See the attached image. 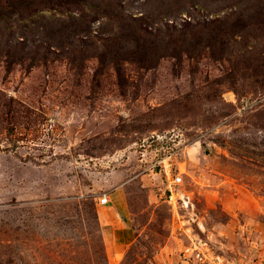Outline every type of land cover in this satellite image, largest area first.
Wrapping results in <instances>:
<instances>
[{
	"label": "rangeland",
	"instance_id": "obj_1",
	"mask_svg": "<svg viewBox=\"0 0 264 264\" xmlns=\"http://www.w3.org/2000/svg\"><path fill=\"white\" fill-rule=\"evenodd\" d=\"M179 142L170 205L155 164ZM194 245L264 264V0H0V264Z\"/></svg>",
	"mask_w": 264,
	"mask_h": 264
},
{
	"label": "built area",
	"instance_id": "obj_2",
	"mask_svg": "<svg viewBox=\"0 0 264 264\" xmlns=\"http://www.w3.org/2000/svg\"><path fill=\"white\" fill-rule=\"evenodd\" d=\"M186 145L181 144L179 142L178 144L174 145L173 148H170V151H167L164 158L157 162L155 166L158 167V175L163 179V183H165L166 186V194H165V201L170 204L174 205L176 202L175 197L178 194V189L182 186V177L180 175L179 171V164L178 159L181 155H183L184 148ZM179 199V198H177ZM181 201V199H179ZM186 200L188 201L189 205V198L186 197ZM186 200L181 201L182 207H187ZM98 204L100 206H106L109 204V199L107 195L102 196L98 199ZM198 246L194 245L191 248H185L183 257L191 258L194 256L196 258V261L200 264L204 263V254L200 252ZM190 255V256H186Z\"/></svg>",
	"mask_w": 264,
	"mask_h": 264
},
{
	"label": "crops",
	"instance_id": "obj_3",
	"mask_svg": "<svg viewBox=\"0 0 264 264\" xmlns=\"http://www.w3.org/2000/svg\"><path fill=\"white\" fill-rule=\"evenodd\" d=\"M113 195H114L113 193H110L109 195H107L108 199L110 197H112ZM109 201H110V199H109ZM108 205H106V206H108ZM106 206H103V207H106ZM97 218H98L100 230H101V233H103V236L105 234L111 236V239H112V243L110 245L111 248H113V249L117 248L116 242L119 241V239L122 236L123 237L124 236L130 237L129 232H127L124 228H122V227H116L115 228V226L117 225V220L111 218L110 215L107 214L106 212L98 211L97 212Z\"/></svg>",
	"mask_w": 264,
	"mask_h": 264
}]
</instances>
